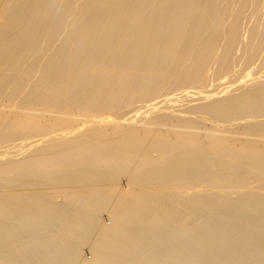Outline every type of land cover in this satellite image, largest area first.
I'll use <instances>...</instances> for the list:
<instances>
[{"label": "bare ground", "instance_id": "obj_1", "mask_svg": "<svg viewBox=\"0 0 264 264\" xmlns=\"http://www.w3.org/2000/svg\"><path fill=\"white\" fill-rule=\"evenodd\" d=\"M0 264H264V0H0Z\"/></svg>", "mask_w": 264, "mask_h": 264}]
</instances>
